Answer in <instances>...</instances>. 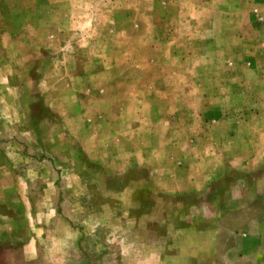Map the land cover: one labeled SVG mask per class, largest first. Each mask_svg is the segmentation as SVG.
I'll list each match as a JSON object with an SVG mask.
<instances>
[{"label": "rangeland", "instance_id": "1", "mask_svg": "<svg viewBox=\"0 0 264 264\" xmlns=\"http://www.w3.org/2000/svg\"><path fill=\"white\" fill-rule=\"evenodd\" d=\"M147 39L154 75H189L155 134L144 101L168 99L132 90L160 87L136 80ZM252 100L264 124V0H0V264H264Z\"/></svg>", "mask_w": 264, "mask_h": 264}, {"label": "crops", "instance_id": "2", "mask_svg": "<svg viewBox=\"0 0 264 264\" xmlns=\"http://www.w3.org/2000/svg\"><path fill=\"white\" fill-rule=\"evenodd\" d=\"M211 2H212V0H209V3H211ZM173 6L175 7V3ZM215 13L216 12H214L213 14H215ZM177 23H178V20H177ZM177 26H178V24H177ZM177 32H178V30H177ZM176 42L178 43V35H176V32L172 33V35H171L170 32H168V31H167L166 35H164L161 38V40L159 41L161 47H169L170 49L174 48V45L177 44ZM231 42H232L233 47H237L236 45H233L237 41H231ZM240 42H241V44H243V41H240ZM153 44H156V43L153 42L151 39H147L142 43L143 47L146 48L147 52L150 53L151 56H147L145 58V61H142V62L138 61L137 63H135V65L138 68L145 69L144 72H141V73L139 72L140 74L138 75L136 80L141 81L142 80L141 76H144L145 80H150L151 78H157L160 80V87L157 89L156 87H154L152 85L151 86L147 85V87L145 89H142V88H139L140 85H138L137 83L134 86H132V90H134V94H136V95H140V93L144 92V91L147 92V94L153 95L156 93L155 91L160 90V93L163 94V96L168 99L167 100L168 105H167V103L166 104L162 103V105H160V107H159L160 115L156 114V111H155L156 106H154L153 100L147 99L146 101H144L145 109L148 112H152L151 116H147L148 125H149V128L151 129L149 131L150 134L151 133L155 134V133H153L154 128L155 129L158 128V131L161 133V129L164 126H167L168 122L174 123L175 117H173V114H172L173 112L177 113V117H178L179 114L184 111V106L182 105L184 94L186 93V91L184 89V81H185L186 77L189 78V75L185 76V73L179 72V71H169V72L159 73L157 76L154 75L150 71V68H152L156 63L158 64L159 60L158 59L154 60L155 48L153 47L154 46ZM214 44L215 43L211 42L210 48L214 47ZM142 45H138V46L142 47ZM175 58L177 59V61L179 60V57L175 56ZM159 59H160V61H159L160 63H166V61L161 59V57ZM233 61H234L235 65H234V68H232V70L235 71V74L231 73L230 84L228 86H226V92L224 93V95L231 96V97L233 95L238 94V92L242 89V87L246 85V83L245 82L242 83V81H246L249 78L248 75L246 74L247 71H245V69L247 68L245 66V63L242 62L241 66H239V68H240L244 65V71L241 68L239 71V72H243L244 74H239V72L236 71V68H238V66H237L238 63L234 59H233ZM231 64H233L232 61H231ZM100 75H103L105 77L108 76L107 78L110 80L114 79V77L119 78L118 75H110V73H108V72H102V73H100ZM170 81H173L172 84L174 85L171 89H170V85H169ZM245 89H246V87H245ZM245 105H246V107L243 108V109H245L244 114H242L243 119H241V126H242L241 129L245 130L243 133L248 138V141L250 143L256 142V143L264 144V137L262 134H261V136H259L255 133L254 134L251 133L252 128H254L253 126H256V124L258 127H264V124L262 122L261 123L258 122V118H259V115L261 114V112L258 115L253 116V113L254 114L258 113L257 112L258 110L255 109L254 111H251V109L254 108L255 106H258L257 108H259V105H258V103H255L254 100H252L251 103L250 102L245 103ZM134 107L136 108V113L138 112V110H141V109H138L139 107H138L137 103L134 104ZM232 109L233 108L230 107L229 110L232 111ZM233 110H242V108L233 109ZM153 112H154V114H153ZM228 117H229L228 119H231V116H228ZM139 118H142V117L140 116ZM254 118H257L256 124L254 123ZM166 129H168V126L166 127ZM166 138H167V130L164 131L163 134L161 135V142L165 141ZM260 158L261 159L264 158V154L260 155ZM254 159H255V157H254ZM36 240L37 239L34 238V241H36ZM34 243L36 244V242H34ZM23 253L27 254V255L34 254L35 252H34L33 243H28L27 245H24L23 246Z\"/></svg>", "mask_w": 264, "mask_h": 264}]
</instances>
